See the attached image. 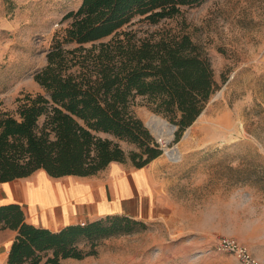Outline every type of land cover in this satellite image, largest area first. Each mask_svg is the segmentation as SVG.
I'll list each match as a JSON object with an SVG mask.
<instances>
[{
    "label": "rangeland",
    "instance_id": "1",
    "mask_svg": "<svg viewBox=\"0 0 264 264\" xmlns=\"http://www.w3.org/2000/svg\"><path fill=\"white\" fill-rule=\"evenodd\" d=\"M81 3L0 0V106L14 110L19 97L44 91L35 73L68 24L64 15ZM130 28L190 35L210 58L218 87L196 121L180 136L176 125L169 139L151 119L175 124L137 98L134 112L163 147L154 164L157 191L132 199L145 227L107 237L97 255L65 264H241L216 250L223 236L264 253V0H204L156 24L137 17ZM119 142L127 153L138 150ZM123 163L136 167L130 157Z\"/></svg>",
    "mask_w": 264,
    "mask_h": 264
},
{
    "label": "trees",
    "instance_id": "2",
    "mask_svg": "<svg viewBox=\"0 0 264 264\" xmlns=\"http://www.w3.org/2000/svg\"><path fill=\"white\" fill-rule=\"evenodd\" d=\"M203 1L82 0L67 12L68 24L35 73L44 91L19 97L14 110L0 106V183L39 169L55 177L85 176L128 157L136 167L159 157V143L133 110L137 98L177 125L180 136L218 83L210 58L190 35L142 36L130 27L137 17L156 24ZM119 140L138 150L127 153ZM83 222L53 230L29 222L18 202L0 204L1 228L17 231L8 263L81 260L97 255L105 238L145 227L121 213Z\"/></svg>",
    "mask_w": 264,
    "mask_h": 264
},
{
    "label": "crops",
    "instance_id": "3",
    "mask_svg": "<svg viewBox=\"0 0 264 264\" xmlns=\"http://www.w3.org/2000/svg\"><path fill=\"white\" fill-rule=\"evenodd\" d=\"M157 158L134 168L113 161L99 172L85 176L55 177L39 169L29 176L1 182L0 204L18 202L24 206L29 222L53 230L114 213L139 219L132 209V199L139 193L146 195L157 191L154 165ZM39 214L46 217L47 222ZM16 234V230L0 226V264H9V249ZM250 249L264 262L263 252H255L251 246ZM68 260L79 259L67 258L65 262Z\"/></svg>",
    "mask_w": 264,
    "mask_h": 264
},
{
    "label": "built area",
    "instance_id": "4",
    "mask_svg": "<svg viewBox=\"0 0 264 264\" xmlns=\"http://www.w3.org/2000/svg\"><path fill=\"white\" fill-rule=\"evenodd\" d=\"M156 141L159 143L160 148L163 149L158 139H156ZM215 247L218 251H229L233 253L241 264H264L262 260L253 254L247 244L237 238L227 236L220 237L215 243Z\"/></svg>",
    "mask_w": 264,
    "mask_h": 264
},
{
    "label": "bare ground",
    "instance_id": "5",
    "mask_svg": "<svg viewBox=\"0 0 264 264\" xmlns=\"http://www.w3.org/2000/svg\"><path fill=\"white\" fill-rule=\"evenodd\" d=\"M150 124H151L152 128L155 131H157V133L159 135H162V133L165 134V132H167L168 133V135L166 136L167 139L170 138L171 133L173 132V130L175 128V125H173L172 123L163 119L160 116H155L154 118H152ZM167 152L171 153L172 155L174 154L173 150L169 149V148H167ZM176 158H178V156L177 157L172 156V159H176Z\"/></svg>",
    "mask_w": 264,
    "mask_h": 264
},
{
    "label": "water",
    "instance_id": "6",
    "mask_svg": "<svg viewBox=\"0 0 264 264\" xmlns=\"http://www.w3.org/2000/svg\"><path fill=\"white\" fill-rule=\"evenodd\" d=\"M175 128H176V125H175Z\"/></svg>",
    "mask_w": 264,
    "mask_h": 264
}]
</instances>
